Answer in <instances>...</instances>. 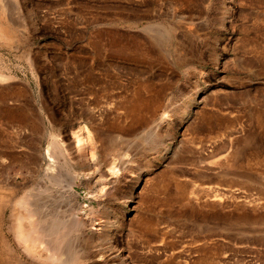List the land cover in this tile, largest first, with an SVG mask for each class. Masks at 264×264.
<instances>
[{"label": "rangeland", "instance_id": "rangeland-1", "mask_svg": "<svg viewBox=\"0 0 264 264\" xmlns=\"http://www.w3.org/2000/svg\"><path fill=\"white\" fill-rule=\"evenodd\" d=\"M22 197L82 264H264V0H0V264H61Z\"/></svg>", "mask_w": 264, "mask_h": 264}, {"label": "bare ground", "instance_id": "bare-ground-1", "mask_svg": "<svg viewBox=\"0 0 264 264\" xmlns=\"http://www.w3.org/2000/svg\"><path fill=\"white\" fill-rule=\"evenodd\" d=\"M83 125L84 124H82L81 126L82 128ZM84 129L88 133L87 127H84ZM74 139L75 142L78 144V148L81 149L83 144L82 143L83 136L80 137V134L78 132H74ZM48 155L51 156L52 154L48 153ZM87 155L92 157L93 156L92 151H88ZM52 164L50 165V167H52ZM110 167L112 170H114V166H110ZM25 201L26 199H23V197L19 201L20 206L23 207V212L19 213L16 217L17 222L15 229H16L17 237L23 242L24 249L28 251V253L38 257L41 261L45 263L60 262L61 264H82L83 261H85V259L89 257V255L86 256L85 254H83L86 257L81 258V255H78L76 253L77 250L68 247V244L65 242L66 241L65 236H67L69 232L66 229L65 230L61 229V226L59 224L51 223L50 225H48L45 222H43V220H41L42 219L41 217L38 218L37 216H35L36 218H34L35 210L33 208H30L29 206H24ZM37 210L39 212V209ZM24 221H26V224L24 223ZM62 254H65V256L62 257L61 256ZM39 259L38 261H40Z\"/></svg>", "mask_w": 264, "mask_h": 264}]
</instances>
